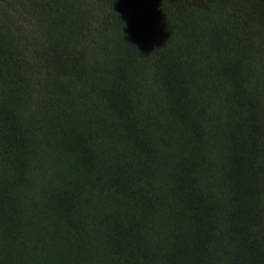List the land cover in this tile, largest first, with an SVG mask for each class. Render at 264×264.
Wrapping results in <instances>:
<instances>
[{
  "label": "rangeland",
  "instance_id": "rangeland-1",
  "mask_svg": "<svg viewBox=\"0 0 264 264\" xmlns=\"http://www.w3.org/2000/svg\"><path fill=\"white\" fill-rule=\"evenodd\" d=\"M263 250L264 0H0V264Z\"/></svg>",
  "mask_w": 264,
  "mask_h": 264
},
{
  "label": "trees",
  "instance_id": "trees-1",
  "mask_svg": "<svg viewBox=\"0 0 264 264\" xmlns=\"http://www.w3.org/2000/svg\"><path fill=\"white\" fill-rule=\"evenodd\" d=\"M220 203H222V213H221V210L218 208L219 212L216 214L218 216V218H219L218 229L216 230L214 228V229H212V232H211L212 237H215V238H221L223 236L222 235V231H224V229L228 228V226L230 225V223H231V221L233 219V214H234V212L236 210L235 209V204H231L230 197L228 195L226 196L225 202H224V198L222 197L221 200H220ZM221 214H223V219L221 218ZM213 226H215V225H213ZM249 228H250V230H252L251 232L253 233V229H251L252 227L249 226ZM258 230H260V229H256V231L254 229V231L256 233L260 232ZM238 234L241 236L240 233H238ZM247 249L249 251V248H247Z\"/></svg>",
  "mask_w": 264,
  "mask_h": 264
}]
</instances>
